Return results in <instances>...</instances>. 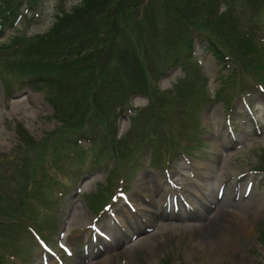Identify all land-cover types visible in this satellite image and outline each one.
I'll use <instances>...</instances> for the list:
<instances>
[{
	"label": "rangeland",
	"instance_id": "1",
	"mask_svg": "<svg viewBox=\"0 0 264 264\" xmlns=\"http://www.w3.org/2000/svg\"><path fill=\"white\" fill-rule=\"evenodd\" d=\"M32 1L36 3L37 0H0V8L7 9L17 3L24 10L14 27L0 36V63L3 64V68L0 67V176H8L4 183L7 194L0 193V218L7 219V230H4L7 231V242L2 244L3 249L9 251L22 243L30 249V256L22 259L25 264H60L55 253L45 250L40 242L34 241L31 232H27L33 229L34 220H40L38 223L49 229L43 236L47 237L51 249L68 247L69 252L65 250L61 254L64 257H61L62 264H102L106 259L110 264H264V175L254 171L264 158V93L259 84H250L246 87L249 93L244 97L240 92L235 94L238 81L253 78L243 57L247 58L249 47L256 45V41L243 40L239 47L241 43L228 34V28L240 19L237 15L239 7L245 22L255 15V23L264 20V0H224L219 4L216 0H131L133 4L106 0L102 6L105 11L98 12L92 20L97 29L101 28L98 33L109 34L111 45L105 49L107 52L100 50L102 54L98 55L96 52L93 56L96 57L95 64L86 70L78 65V57L71 58L72 47L65 48L59 62L54 57L60 53L58 44L43 43L39 37L82 0H38L35 8L30 5ZM113 7L122 15L117 21L119 27L110 21L109 13ZM214 8L220 13L218 18L212 17ZM197 18L198 23L207 21L211 24L208 31L214 33L218 42L226 40L229 43L228 54L235 56L230 66L214 57L208 49L209 42L199 33L189 36L192 27L199 29L193 23ZM161 20L164 25L160 26ZM66 21L62 29L64 35L84 26L73 27L74 22L69 25ZM120 21L126 26L123 27ZM117 32L122 34L123 41L115 39ZM255 34L258 38L261 35ZM262 35L260 39H264V30ZM188 37L194 40L193 55L197 61L182 57L185 63L175 65L181 51L188 46ZM16 40L19 47L11 45ZM32 48H35L32 54L37 62L30 65L42 66L48 74L59 77L58 83L50 91L22 88L15 83L9 92L7 85L11 86L19 76L15 72L18 62H25L27 54L24 51ZM19 49L23 53L16 59ZM112 58L121 64L120 67H114ZM70 63H75L76 68L61 73L51 71L55 69L53 66L47 67L56 64L61 69ZM255 65L261 68L264 64L258 61ZM109 70L113 71L109 90L112 97L102 86ZM204 77L211 101L198 110L186 93L190 86L196 87L197 95L202 93L201 98L205 97ZM99 78L103 79L99 82L98 96L95 94L96 103H99L92 107L91 117L86 118L91 108L89 94ZM224 78L228 79V85ZM65 81L71 86L62 92L65 86L59 87ZM259 82L264 84V79ZM44 87L45 84L42 89ZM151 92L159 100L160 93L164 95L160 100L163 104L161 126L156 123L158 113L152 109L161 107V103L150 104ZM231 98L234 109L229 108L232 105L228 99ZM107 104L114 105L99 115L98 108H106ZM194 118L200 120L199 130L194 135L199 142L190 135ZM83 121L91 124L87 133L95 136L82 138L79 145L92 150H81L70 141L65 145L77 150L75 156L81 158V163L55 162L52 151L63 140L78 134L73 132V126L75 122ZM163 128L170 141L173 136L182 135L181 145L193 146L189 150L182 149L172 140L178 154L172 157L168 168L164 164L165 147L160 148L157 141L159 137V141H163ZM93 129L97 131L93 132ZM60 132L65 133L60 143L52 144L54 136ZM146 138L156 140L148 153L142 149ZM115 139L121 143L119 155L114 150ZM133 147L139 149V153L133 152ZM86 153L96 155L99 160L91 171L79 168ZM138 155L140 158L136 160ZM44 156L45 159L49 157L50 165H56L59 172L58 175L47 171L43 175L44 181L51 184L53 180L58 183L63 180V187L67 189L57 206L60 214L53 213L54 203L45 205L49 210L47 214L43 212L42 203L54 200L56 195L48 193L51 191L48 184L36 182L40 189H26L33 174L26 159L31 157L36 161ZM129 160L132 161L129 163ZM9 168L17 181L13 182L7 174ZM124 175L126 178L123 179ZM116 188L120 189L119 198L113 202L110 198L107 201L106 197H98V201L95 198L106 192L112 194ZM13 189L25 198L24 204L14 210L19 212L15 221L10 217L14 212H7L13 204L9 198V191ZM178 194L186 198L177 197ZM94 198L96 204L110 203L108 209L98 214L92 205ZM174 198L176 203H173ZM175 206L178 207L176 211ZM220 208L235 214L225 225L228 227L226 234L236 247L231 255V251L225 250L227 255L214 262V257L219 258L225 252L217 253V244L206 241V237L212 232L214 223L217 224L215 230L224 225L217 221L216 213ZM245 209H250L248 216L249 211ZM151 241L159 243L153 246ZM197 244L205 248L209 255L207 259L203 258V250L198 253L194 249ZM11 261L12 256L3 259L4 264Z\"/></svg>",
	"mask_w": 264,
	"mask_h": 264
},
{
	"label": "trees",
	"instance_id": "2",
	"mask_svg": "<svg viewBox=\"0 0 264 264\" xmlns=\"http://www.w3.org/2000/svg\"><path fill=\"white\" fill-rule=\"evenodd\" d=\"M106 0H82L81 4L76 5L70 13H68L65 17H59L58 19V23L56 22L55 26L46 34L39 36L41 41L43 43L47 42V44H58L59 48H60V53L62 54L63 50L65 51V48H71L73 49V46L75 45L76 41H80V43L76 44V49H73V51L71 52V54H76V55H81L82 57H85L89 60H91L92 58L87 57L83 54H86V52H88V50H92V49H96L99 48L101 45L104 48L106 46V39L108 38L109 34H104L105 36L102 37L98 34L99 32V28L97 29V26L94 25L93 22V18L96 16V14L98 12H104L105 10L102 8V6L104 5V2ZM123 3L124 2H129L131 3V0H122ZM219 0H217V4ZM137 2L134 4L136 5ZM259 8L261 9L262 5L260 2H258ZM202 8H205V6H201ZM18 5L17 3L15 5H11L10 7H8L7 9L4 8H0V34H2L7 26L12 25V21L11 18L16 17L17 13H18ZM6 12H10L8 15L6 14ZM212 17L214 18H218V16H220V13H218V9L214 8V10L212 11ZM240 14V13H239ZM243 14V13H242ZM87 16V17H86ZM240 19L238 20V23H234L232 26H230V28H228V30H230L228 32V34H230V36H235V39L239 40H249V37L245 34V29L244 27L240 26L241 23V16H238ZM256 17V15L252 18L249 19L248 24L246 23L245 26H248V32H252L254 30L255 27L260 28L263 23L264 20H256V23L254 22V18ZM66 20H68L69 25L72 23L73 27L76 25H87L86 27L84 26H79L77 27V29L74 32H69L68 35H64L63 33V28H64V23L67 22ZM92 20V21H90ZM71 21V22H70ZM90 21V22H89ZM197 21H199V18L195 19L193 21V23L195 25H197L199 27V29H195V26L192 27L189 31L188 34L189 36L191 34H194L195 31H198L204 38L207 37V41L209 42V46L208 49L209 51L213 52V54L215 55V57L219 60V62H224L226 60V53L229 52L228 47H230L229 43L227 44L226 40L224 42H218L214 37L213 34L214 33H210L208 30H210V26L211 24L207 21L203 22V23H198ZM88 22V23H87ZM87 23V24H85ZM193 24V25H194ZM164 25V20H161L160 22V26ZM117 30V28H116ZM178 31H180V33L182 32V29H177ZM110 33V32H109ZM179 32H177L176 34H180ZM183 34V33H182ZM93 36V37H90ZM70 42L71 43L70 45ZM87 43H90L91 45H89V47H87ZM31 46H33V44H29ZM28 45V46H29ZM187 48H184L181 53L179 54V57L175 60L176 62L179 60L180 55H182V57L184 56H189L191 55V50L193 47V38L192 37H188L187 38ZM24 46V44H23ZM147 45L144 44V47H146ZM75 50V51H74ZM35 51V48L32 49H25V53L26 54H30V57L33 55L32 52ZM139 53H141V51H139ZM251 54H254L253 52ZM64 55V54H63ZM258 61H260L262 64H264L263 60H258L255 55H253L250 58V62H254L257 63ZM250 63V64H251ZM253 69H256L259 76L262 77L264 72V65L261 66V68L256 67V65L254 66ZM194 95L192 96V99H195V93H193ZM82 96L84 97V99L86 100V96H84L82 94ZM79 97V96H78ZM154 96V102L155 104L158 103V99H156ZM158 111V109H157ZM84 123H79L76 125V123L74 124V131L80 130L84 127ZM64 132H60L58 134H56V138H62V136L64 135ZM3 181L0 178V184H2Z\"/></svg>",
	"mask_w": 264,
	"mask_h": 264
},
{
	"label": "bare ground",
	"instance_id": "3",
	"mask_svg": "<svg viewBox=\"0 0 264 264\" xmlns=\"http://www.w3.org/2000/svg\"><path fill=\"white\" fill-rule=\"evenodd\" d=\"M245 210L249 211L246 214V216H248L250 214V209H245ZM251 211H252V209H251ZM233 214L234 213H232L229 210H226V209H223V208L221 209L220 208V210L216 213V216L218 215L217 216L218 217L217 221H221L222 223H224V225H222L221 222H220L219 224H221V227L220 228H217L215 230V226H217V224L214 223V227L210 229L212 232L209 233V234H207L206 241L208 240L210 243L212 242V243H216L217 244V247H216L217 250H218L217 253L225 252V250H227V251H231L230 252V255H231L234 252V249H235L236 246L234 245V243L231 242V240H229V237L226 234L227 233V230L226 229H228V227L225 225V222L228 223V222L231 221L232 216L235 215V214L234 215ZM244 220L247 221V218H245ZM247 226H248L247 228L250 229V225H247ZM224 227H225V229H224ZM249 229H247V230H249ZM158 243L155 242V241H153V242L151 241V244L153 246H155V244H158ZM160 245H161V243L159 244V246ZM200 245L197 244L194 249L198 253L203 250V254H204V257L203 258L204 259H207L209 255L207 254V251L204 250L205 248H203ZM226 255H227V252L221 253V257H219V258L218 257H214L213 261L214 262L216 260H218V261L220 260L221 261V259H223V257L226 256ZM130 262H132V260H130ZM102 264H110V260L109 259H106ZM209 264H210V262H209Z\"/></svg>",
	"mask_w": 264,
	"mask_h": 264
}]
</instances>
